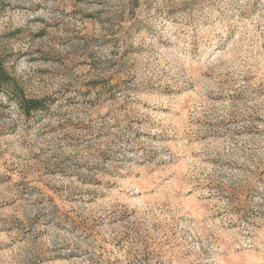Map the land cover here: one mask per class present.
Listing matches in <instances>:
<instances>
[{
  "label": "rangeland",
  "instance_id": "1",
  "mask_svg": "<svg viewBox=\"0 0 264 264\" xmlns=\"http://www.w3.org/2000/svg\"><path fill=\"white\" fill-rule=\"evenodd\" d=\"M0 0V264H264V0Z\"/></svg>",
  "mask_w": 264,
  "mask_h": 264
},
{
  "label": "trees",
  "instance_id": "2",
  "mask_svg": "<svg viewBox=\"0 0 264 264\" xmlns=\"http://www.w3.org/2000/svg\"><path fill=\"white\" fill-rule=\"evenodd\" d=\"M137 3V0H129L124 4V6L117 10L116 13L121 14L125 12V9H127L128 13L131 15L138 5ZM3 88L10 92L18 107L23 111L24 114H30V112L41 110L44 107L43 99L27 98L22 93H20L14 78H12L0 64V90Z\"/></svg>",
  "mask_w": 264,
  "mask_h": 264
}]
</instances>
